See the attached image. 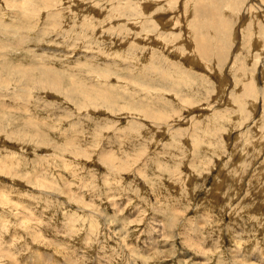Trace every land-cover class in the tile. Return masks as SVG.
<instances>
[{
	"label": "rangeland",
	"instance_id": "obj_1",
	"mask_svg": "<svg viewBox=\"0 0 264 264\" xmlns=\"http://www.w3.org/2000/svg\"><path fill=\"white\" fill-rule=\"evenodd\" d=\"M0 252L264 264V0H0Z\"/></svg>",
	"mask_w": 264,
	"mask_h": 264
},
{
	"label": "bare ground",
	"instance_id": "obj_2",
	"mask_svg": "<svg viewBox=\"0 0 264 264\" xmlns=\"http://www.w3.org/2000/svg\"><path fill=\"white\" fill-rule=\"evenodd\" d=\"M187 1V0H186ZM247 3V2H246ZM253 2H251V4H252ZM255 4V3H254ZM198 7H200L199 5H197ZM251 6V5H250ZM147 7H150L149 5H147ZM183 9H184V7H183ZM214 9H215V7H214ZM186 10V9H185ZM184 10V11H185ZM196 10H199L198 8L196 9ZM209 10V9H208ZM204 11H206V10H204ZM209 11H211V10H209ZM215 12V11H214ZM210 13V12H209ZM208 13V14H209ZM180 14H182L183 16H182V19H183V21L185 20L184 19V17H185V15L183 14V10L181 9V11H180ZM188 14H190L191 15V18H193V16H195V12L193 11V10H191V11H188ZM196 14H197V12H196ZM214 14H216V13H214ZM211 16V15H210ZM212 18V17H211ZM217 20V19H216ZM215 21V20H214ZM216 23H218V22H215V25H214V22H213V26H215V27H219V30H223L224 28H225V25H226V23H223V22H220V20H219V24H216ZM183 25L184 26H187L186 25V22H183ZM193 27H195V26H193ZM224 27V28H223ZM245 27V25L243 24V25H241V29L242 28H244ZM183 30V29H182ZM188 31V30H187ZM186 31V29H184V34L187 36V34H188V32ZM187 32V33H186ZM194 38H196V39H192L191 41L192 42H194V44H195V46H194V48H196V49H199L200 50V52L202 51V49H203V47H205V39L204 38H198L197 36H194ZM190 42V41H189ZM191 42V43H192ZM203 52L204 51H202V53H200V54H203ZM190 60H193V59H190ZM196 61V60H195ZM200 62V61H199ZM196 63H198L197 61H196ZM0 254H2V255H4V256H6V258L8 259H12L10 256L8 257L7 256V254L6 253H2V252H0ZM40 259H41V257H40ZM35 260H37V259H35ZM12 261H13V259H12ZM39 261V260H38ZM37 262V261H36Z\"/></svg>",
	"mask_w": 264,
	"mask_h": 264
}]
</instances>
